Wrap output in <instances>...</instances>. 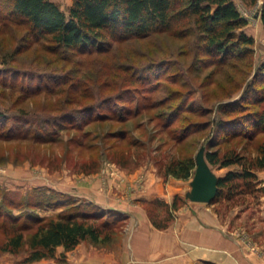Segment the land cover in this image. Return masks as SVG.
Listing matches in <instances>:
<instances>
[{
    "label": "trees",
    "instance_id": "trees-1",
    "mask_svg": "<svg viewBox=\"0 0 264 264\" xmlns=\"http://www.w3.org/2000/svg\"><path fill=\"white\" fill-rule=\"evenodd\" d=\"M245 2L254 5L257 0ZM259 15L264 30V1ZM247 23L248 19L234 0H72L68 11L54 0H0V43L3 46L5 42L1 36L10 34L12 37V30L19 28L22 30H19L17 41L27 43L17 47V56L32 49V62L36 65L62 62V71L66 65H71L67 71L59 72L62 74H36L29 84L25 79L19 86L14 80L0 76V143L17 139L18 144L28 148L64 142L65 152L75 149L77 156L90 159V162L83 160L81 163L88 171L97 167L103 156L116 159L118 155L119 159H124L121 157L127 156L124 146L130 143L132 128L144 124L138 119L150 109L166 105L169 99L143 103L140 97L129 94L137 93L138 85L145 87L151 82L146 74L137 72L144 66L131 55L141 54L133 50L136 47L131 41L143 42L142 47L147 52L154 49L164 56L167 54L173 58L167 60L175 67L184 65L189 71L200 65V76L205 77L201 84L215 82V88H222L223 81L217 76L224 77L228 69L236 65H251L255 38L244 30ZM9 57L5 54L0 58L7 63L8 59L12 60ZM90 64L96 69H90ZM178 71L175 69L165 80L175 83ZM257 72L262 78L249 84L240 100L220 102L217 110L221 114L206 122L211 126L207 133L209 139L203 143L209 164L223 167L237 163L242 166L240 171H228L226 175L218 176V188L212 202L244 195L243 189L233 190L232 186L236 184L233 181L241 179L250 186L257 179L255 169L264 167V106L260 105L264 102L261 84L264 83V61ZM24 74L25 78L29 76L28 72ZM158 76L156 89L161 86V74ZM39 96L41 110L30 113L20 107L25 123L17 129L8 124L10 117L2 110L4 101L17 104ZM252 105L259 107L251 108ZM100 107L104 110L94 113L95 108ZM167 108L166 112H156L150 119H159L160 127L175 146L201 129H194L191 121L187 125L180 123L183 116L177 115V107ZM258 134L263 138L256 141L257 153L252 162H247L245 154L233 148L220 155V149L215 146L236 137L253 141ZM219 135L220 140L213 142ZM195 155L181 152L170 160L167 170L176 176L190 177L195 169ZM3 156L0 154V164L6 162ZM229 182L232 184L227 185ZM257 191L264 192V189L256 188ZM56 201L64 205L73 202L62 200L60 196ZM97 209V205L85 209L72 204L37 226L29 236L32 249L25 261L52 255L59 245L73 248L86 238L94 242L109 241L112 226L105 221L97 222L103 215ZM23 239L19 231L11 235L7 243L14 250L21 246Z\"/></svg>",
    "mask_w": 264,
    "mask_h": 264
},
{
    "label": "rangeland",
    "instance_id": "rangeland-1",
    "mask_svg": "<svg viewBox=\"0 0 264 264\" xmlns=\"http://www.w3.org/2000/svg\"><path fill=\"white\" fill-rule=\"evenodd\" d=\"M54 1L65 11H68L72 3V0ZM234 2L249 21L243 28L249 34L252 32L251 35H255L254 55L250 66L236 65L235 68L228 69L224 77L217 76L223 81L222 88H215V82L201 84L205 77L200 76V65L189 71L184 65L175 67L171 65L172 61H168L173 58L167 54L164 56L154 49L147 52L143 48V42L131 41L136 47L133 50L141 53L131 55L144 66L137 72L146 74L151 82L145 87L138 85V92L129 94L140 97L143 103L169 99L166 105L154 107L143 118L138 119L144 121V124L132 128L130 143L124 146L127 156L121 157L124 159H119L118 155L115 156L116 159L103 156L97 162V167L88 171L81 163L83 160L90 162V159L77 156L75 149L65 152L64 142L24 148L18 144L17 139L1 141L0 154L4 155L6 162L0 164V264H189L187 258L190 248V225L195 218L205 219L206 207L216 213L225 233L248 243L260 238L259 234L264 232V213L261 212L264 192H256V188L264 189V183L259 180L258 174L264 167L255 169L257 179L250 186L241 179L233 181L236 182L232 186L233 190L243 189L246 191L244 195L213 202L192 201L186 197L195 169L188 178L176 176L167 170L172 158H177L181 152L195 154L200 145L207 143V133L211 126L206 125V122L221 114L217 110L220 102L240 100L248 85L253 81L257 83L262 78L257 68L264 61V33L254 16L259 11L260 0L254 5H248L245 0ZM19 30L22 29L12 30V37L10 34L1 36L5 45L0 43V57L7 54L12 60L8 59L7 63H3L0 58V76L14 80L19 86L25 79L29 84L36 74L56 72L53 75H59L62 74L59 72L71 68V65H66L62 71V62L36 65L32 62V49L17 56V47L26 46L24 44L27 43L17 41ZM143 51L148 55L143 56ZM91 64L90 69H96ZM11 68L15 71H11ZM175 69L179 70L175 76L177 80L175 83H168L165 77ZM84 70L87 68L84 67ZM24 72H28L27 78ZM205 72L207 74L208 71ZM160 74L161 86L156 89L155 79ZM33 84H36V81ZM261 84L264 86V83ZM40 99V96L30 97L17 104H12L10 100L4 101L2 110L10 117L8 124H13L15 129L24 124L20 107H25L30 113L41 110L38 105ZM260 105L264 106V102ZM167 106L177 107V115L183 116L180 123L187 125L191 121L194 129H201L191 133L183 143L175 146L165 130L160 127L159 119H150L156 112H166L169 109ZM256 107L259 105L251 106ZM101 110L104 109L95 108L94 113ZM219 138L221 135L214 138L213 142H217ZM262 138V134H258L253 141L236 137L216 143L215 146L220 149V155L233 148L236 152L240 150L244 153L247 162H252L257 153L256 141ZM210 165L218 176H224L228 171H240L242 168L237 163L223 167L219 164ZM89 166H92V163ZM231 184L232 182H229L227 185ZM250 188L253 189L249 192ZM58 196L62 200H73L71 205L79 204L85 209L97 205L98 212L103 214L97 222L105 221L112 226L111 239L94 242L86 238L70 249L59 245L52 255L27 262L25 257L32 249L29 236L37 226L71 206L57 202ZM153 229L158 232L157 235L167 239V243L171 237L180 250L175 249L173 254L161 253L160 256L148 254V241ZM19 231L24 239L21 246L13 250L7 240ZM137 232L143 234L138 239L134 237ZM261 240L264 241L263 238ZM250 247H254L253 243Z\"/></svg>",
    "mask_w": 264,
    "mask_h": 264
},
{
    "label": "crops",
    "instance_id": "crops-1",
    "mask_svg": "<svg viewBox=\"0 0 264 264\" xmlns=\"http://www.w3.org/2000/svg\"><path fill=\"white\" fill-rule=\"evenodd\" d=\"M254 16L256 23H258L264 33L260 15ZM248 24L249 21L246 25ZM244 30L246 31V29ZM258 174L259 180L264 183V169ZM261 207L263 208L261 212L264 213V196L262 197ZM151 231L152 236H150L148 241V254H158L160 256L161 253L173 254L175 249L180 250L175 246L171 237L167 243V239L157 235L158 232L155 229ZM189 234L190 248L187 258L189 264H264V243L261 240L262 238L264 239V232L262 231L259 234L260 238L252 240L253 249L250 247L251 243L246 240L225 233L216 213L212 212L209 207H206L205 219L195 218L193 220ZM141 235H143L141 232L134 233L136 239Z\"/></svg>",
    "mask_w": 264,
    "mask_h": 264
},
{
    "label": "water",
    "instance_id": "water-1",
    "mask_svg": "<svg viewBox=\"0 0 264 264\" xmlns=\"http://www.w3.org/2000/svg\"><path fill=\"white\" fill-rule=\"evenodd\" d=\"M259 11L255 13L257 16ZM186 197L192 201L211 202L218 188V175L215 174L205 156V145H201L195 155V171L190 181Z\"/></svg>",
    "mask_w": 264,
    "mask_h": 264
},
{
    "label": "built area",
    "instance_id": "built-area-1",
    "mask_svg": "<svg viewBox=\"0 0 264 264\" xmlns=\"http://www.w3.org/2000/svg\"><path fill=\"white\" fill-rule=\"evenodd\" d=\"M263 2V0H260V3H262Z\"/></svg>",
    "mask_w": 264,
    "mask_h": 264
}]
</instances>
